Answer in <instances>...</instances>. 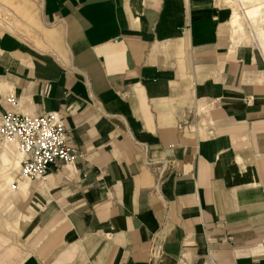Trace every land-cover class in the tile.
Returning a JSON list of instances; mask_svg holds the SVG:
<instances>
[{"label":"crops","instance_id":"1","mask_svg":"<svg viewBox=\"0 0 264 264\" xmlns=\"http://www.w3.org/2000/svg\"><path fill=\"white\" fill-rule=\"evenodd\" d=\"M2 1L0 110L57 111L80 155L12 189L0 142V264H264V55L230 9Z\"/></svg>","mask_w":264,"mask_h":264},{"label":"built area","instance_id":"2","mask_svg":"<svg viewBox=\"0 0 264 264\" xmlns=\"http://www.w3.org/2000/svg\"><path fill=\"white\" fill-rule=\"evenodd\" d=\"M7 99L13 105L17 103L13 92ZM0 142L14 143L20 154L13 188L21 180L43 177L50 162H72L80 155L70 142L62 115L55 110L37 114L0 110ZM203 264L218 263L208 259Z\"/></svg>","mask_w":264,"mask_h":264},{"label":"rangeland","instance_id":"3","mask_svg":"<svg viewBox=\"0 0 264 264\" xmlns=\"http://www.w3.org/2000/svg\"><path fill=\"white\" fill-rule=\"evenodd\" d=\"M19 1V0H15ZM32 3L33 7V19L36 21L37 24L41 25L42 18L40 15L39 10V1L38 0H29ZM219 3L226 6L228 9H230L227 17V23H230L231 29H232V37L235 38L236 36L234 34V26L231 25V18H232V12L233 9H238L239 13H241V19L243 20V25L245 28V34L243 35V38L241 39V43H250L255 45L259 48V50L264 55V36L262 35L264 32V21H258L255 24H251L248 19H246L242 14V8H241V1L240 0H217ZM255 3H260L263 5V13H264V0H255ZM246 5H249V3H245ZM0 12L2 20H7V23H1L0 25L4 26L6 29L14 30L16 32H26V26L21 24V18L18 13L15 12V10L12 8V6L6 4L2 0H0ZM4 18V19H3ZM21 32V33H22ZM234 40V39H233ZM238 42V41H236Z\"/></svg>","mask_w":264,"mask_h":264},{"label":"bare ground","instance_id":"4","mask_svg":"<svg viewBox=\"0 0 264 264\" xmlns=\"http://www.w3.org/2000/svg\"><path fill=\"white\" fill-rule=\"evenodd\" d=\"M240 1L242 4L241 8L243 10L242 14L246 19L249 20L251 24H255L258 21H264L263 5H261L259 2L255 3L254 2L255 0H240ZM245 3H249V5H246ZM231 25L234 26L233 31L236 36V41H241V39L243 38V35L245 34V28L243 25V20L241 19V13H239L238 9H233ZM262 33H263L262 35L264 36V32ZM11 144L15 145L14 143H11ZM24 180H27V179H24ZM11 188L17 189V187L13 188L12 185H11Z\"/></svg>","mask_w":264,"mask_h":264}]
</instances>
